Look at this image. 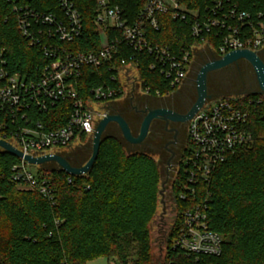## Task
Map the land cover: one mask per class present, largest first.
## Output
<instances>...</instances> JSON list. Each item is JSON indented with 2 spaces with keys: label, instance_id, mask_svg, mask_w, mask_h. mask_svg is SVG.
Masks as SVG:
<instances>
[{
  "label": "trees",
  "instance_id": "16d2710c",
  "mask_svg": "<svg viewBox=\"0 0 264 264\" xmlns=\"http://www.w3.org/2000/svg\"><path fill=\"white\" fill-rule=\"evenodd\" d=\"M83 20V34L72 43H57L72 53L101 49L94 16L99 0H73ZM126 13L129 20L142 11L144 0H108ZM218 0H179L190 10L209 14ZM224 9L236 6L255 17L264 13V0H222ZM29 4L40 12L58 13L59 0H0V55L11 73L27 81L38 80L52 59L43 47L32 46L19 27L14 4ZM159 29L147 27L155 47L192 51L203 41L192 34L193 18L174 19L171 13L157 15ZM219 29L205 36L218 52ZM138 63L143 88L150 94L169 95L172 87L158 69L155 58L138 53L125 43L117 46L111 61L100 68L85 67L79 80L82 99L91 89L118 87L122 61ZM261 98L260 104L250 100ZM231 101L249 114L248 131L254 142L242 146L220 164L211 179L199 181L194 193L184 189L185 177L177 175L172 185L178 206L176 221L167 242L163 264H264V96L251 95ZM72 103L63 101L48 113L32 112L48 130L63 127ZM20 158L0 150V264H88L101 258L128 264H155L150 254V223L157 208L160 169L150 155L126 153L114 137L103 138L99 158L86 176H71L59 169H41L39 178L49 181L55 202L39 193L20 190L13 180V168ZM181 194H186L183 200ZM207 206V225L223 239L220 256L188 255L173 248L184 227L182 212Z\"/></svg>",
  "mask_w": 264,
  "mask_h": 264
},
{
  "label": "built area",
  "instance_id": "2783aa9c",
  "mask_svg": "<svg viewBox=\"0 0 264 264\" xmlns=\"http://www.w3.org/2000/svg\"><path fill=\"white\" fill-rule=\"evenodd\" d=\"M11 1V0H7ZM18 1V0H17ZM18 27L32 46L43 47L52 61L44 67L38 80L27 81L7 69L0 55V140L23 154L13 168V180L20 190L39 193L55 202V191L49 181L41 179L29 167L26 157L54 155L52 150L66 149L84 135L93 138L102 121L110 115L108 107L131 94L150 93L143 88L138 63H121L118 87L101 86L91 89L89 99H82L79 80L85 67L100 68L111 61L117 46L125 43L138 53L154 56L151 70L158 69L172 87H181L191 68L193 53L186 49L176 52L170 47H155L147 37V27L159 29L158 14L171 13L174 19L193 18L192 34L209 44L205 36L219 29L221 43L217 54L222 58L235 51L260 52L264 48V13L255 17L236 6L224 9L223 1L214 3L209 14L190 10L179 0H144L142 11L129 20L126 13L108 0H99L94 21L101 49L90 53H72L57 43H72L83 34V20L73 0H59L58 13L40 12L29 4L13 6ZM201 45V46H202ZM159 95V94H156ZM258 96H264L259 93ZM63 101L72 103L68 122L61 128L48 130L32 112L48 113ZM262 99L250 100L260 104ZM249 114L231 101L206 103L189 121L187 144L176 169V176L185 177L184 189L194 193L199 181L211 179L217 167L242 146L251 145L254 136L248 131ZM1 151H5L0 148ZM186 194L180 198L185 199ZM184 227L173 243L174 249L195 256H220L223 237L207 225V206L198 205L182 212ZM113 264H123L113 261ZM128 264H134L133 262Z\"/></svg>",
  "mask_w": 264,
  "mask_h": 264
},
{
  "label": "rangeland",
  "instance_id": "374dc122",
  "mask_svg": "<svg viewBox=\"0 0 264 264\" xmlns=\"http://www.w3.org/2000/svg\"><path fill=\"white\" fill-rule=\"evenodd\" d=\"M210 44H204L195 48L193 53V63L189 69L187 78L180 88L165 95L160 103H151L152 106L168 105L174 106L173 101L177 104H194L197 100L196 80L201 69L214 60L221 59ZM260 58L264 62V48L258 52ZM208 94L210 99L206 103L219 101L222 99H239L258 93V84L255 71L250 63L241 60L227 67L212 71L207 78ZM129 95L123 99L116 101L113 110L120 112L122 107L127 103ZM126 99V100H125ZM174 99V100H173ZM155 104V105H153ZM191 104V105H192ZM182 106L181 108H184ZM179 108V107H178ZM179 108V109H181ZM120 114V113H119ZM121 115V114H120ZM122 116V115H121ZM124 116V115H123ZM127 122L132 129H138V119L132 115H126ZM157 127H152V132L142 145H130L123 138L121 131L116 124H110L104 134L106 137L117 138L126 153L143 152L150 155L157 162L160 169V189L157 199L156 213L150 223V254L155 264H163L166 258L167 242L171 232V228L176 221L178 206L173 199L172 185L176 179V169H178L183 152H180L173 163V169L170 177H167V153L165 152L164 143L157 136ZM93 138L88 135L82 136L75 143L66 149L52 150L53 153L66 158L74 167L85 166L92 156ZM29 169L34 173H38L41 169H59L56 163H48L43 166L32 165ZM88 264H113V261L99 259Z\"/></svg>",
  "mask_w": 264,
  "mask_h": 264
},
{
  "label": "water",
  "instance_id": "95a60500",
  "mask_svg": "<svg viewBox=\"0 0 264 264\" xmlns=\"http://www.w3.org/2000/svg\"><path fill=\"white\" fill-rule=\"evenodd\" d=\"M241 60L247 61L253 67L256 74L257 82L260 87V93L264 95L263 60L260 58L257 52H252L249 50L235 51L230 54H227L221 59H217L211 63H208L201 69L196 80L197 100L193 105L192 109L190 110V112L186 116H180L177 113L164 109L151 111L148 114V116L144 119L140 129V134L136 137L133 135L129 123L123 116L118 114H110L102 121L96 133L94 134L92 156L85 166L74 167L70 164V162L66 158L58 154L46 155L40 158L26 157V160L29 164L35 166H43L44 164H48V163H56L60 166L61 170L66 172L68 175L86 176L91 172V170L94 167V164L99 158L104 134L110 124L118 125L123 138L129 144L134 146L142 145L147 139L152 122L155 119L163 118L164 120L172 119L174 121H182V122L191 121L196 116V114L205 106L206 102L210 99V96L208 94V85H207V78L209 73L227 67L229 65H232ZM0 148L4 149L5 151L9 152L10 154L14 155L17 158L23 157V154L20 151L15 149L12 145L1 140H0Z\"/></svg>",
  "mask_w": 264,
  "mask_h": 264
},
{
  "label": "flooded vegetation",
  "instance_id": "af4514ba",
  "mask_svg": "<svg viewBox=\"0 0 264 264\" xmlns=\"http://www.w3.org/2000/svg\"><path fill=\"white\" fill-rule=\"evenodd\" d=\"M215 54L217 55V53ZM192 63H193V60H192ZM257 88H258V93L256 94H259L260 93L259 84ZM129 96L130 97H128L129 99L127 103H125V105L122 107L120 112L113 110L114 107H112L110 110V114H118V115L121 114L122 116L124 115L123 116L124 118L126 117L125 114L126 115L131 114L132 117H135L136 119H138L137 124L139 126L137 130L132 129V126H130L133 135L136 137L140 134V129H141L144 119L148 116V114L151 111L164 109V110H169L174 113H177L180 116H186L192 109L193 105L195 104V103L194 104L191 103L192 105L190 104L189 106L188 104L187 106V104H184L186 101L185 100L184 103L182 104H177L175 101H173L174 106L173 105L171 106H168V105L152 106L151 103H156V102L160 103L162 102V99H165V97L160 96V95H153L150 93H140L137 95L131 94ZM147 102H151V103L147 105ZM114 103L112 105H114ZM182 106H185V107L181 108ZM178 107L181 109H179ZM188 125H189V121L182 122V121H174L172 119L164 120L163 118L155 119L152 122L149 135L152 132V127L153 126L157 127L158 129L157 136L160 139V141L164 143L165 152L167 153V166H168L167 171H166L167 177L168 176L170 177L171 175V171L173 169V163L175 159L178 157L180 152L184 151L186 147L187 138H188Z\"/></svg>",
  "mask_w": 264,
  "mask_h": 264
},
{
  "label": "crops",
  "instance_id": "0c3cea01",
  "mask_svg": "<svg viewBox=\"0 0 264 264\" xmlns=\"http://www.w3.org/2000/svg\"><path fill=\"white\" fill-rule=\"evenodd\" d=\"M112 107H113V105L111 104V105L108 107V110H111Z\"/></svg>",
  "mask_w": 264,
  "mask_h": 264
}]
</instances>
